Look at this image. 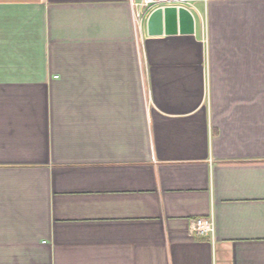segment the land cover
<instances>
[{"label":"crops","instance_id":"0c3cea01","mask_svg":"<svg viewBox=\"0 0 264 264\" xmlns=\"http://www.w3.org/2000/svg\"><path fill=\"white\" fill-rule=\"evenodd\" d=\"M139 2L0 0V264H264V0Z\"/></svg>","mask_w":264,"mask_h":264},{"label":"built area","instance_id":"2783aa9c","mask_svg":"<svg viewBox=\"0 0 264 264\" xmlns=\"http://www.w3.org/2000/svg\"><path fill=\"white\" fill-rule=\"evenodd\" d=\"M200 1L207 2L208 0H140L139 3H133L134 15L138 23H141L159 8L186 9L192 14V8ZM189 229L192 234L201 236L214 235L215 223L213 219H193Z\"/></svg>","mask_w":264,"mask_h":264},{"label":"water","instance_id":"95a60500","mask_svg":"<svg viewBox=\"0 0 264 264\" xmlns=\"http://www.w3.org/2000/svg\"><path fill=\"white\" fill-rule=\"evenodd\" d=\"M177 13H179L182 26H184L183 23L185 20L192 23V14L186 9H177L173 7L159 8L153 11L149 16L147 22L149 35L159 36L162 35L164 31L167 34H175L177 32L175 26Z\"/></svg>","mask_w":264,"mask_h":264}]
</instances>
